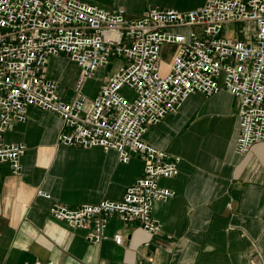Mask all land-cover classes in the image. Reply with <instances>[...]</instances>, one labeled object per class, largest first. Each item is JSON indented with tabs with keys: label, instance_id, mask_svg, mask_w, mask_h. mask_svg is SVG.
<instances>
[{
	"label": "built area",
	"instance_id": "2783aa9c",
	"mask_svg": "<svg viewBox=\"0 0 264 264\" xmlns=\"http://www.w3.org/2000/svg\"><path fill=\"white\" fill-rule=\"evenodd\" d=\"M238 23L253 27L235 29ZM168 45L176 52L163 72ZM62 54L80 68L71 101L45 75L49 58ZM113 59L118 69L95 96L86 95V81ZM222 89L237 99L235 150L246 154L264 142V0H206L186 11L151 6L136 16L82 0H0V162L22 171L26 145L6 143L2 135L12 122L25 121L30 107L60 117L58 145L115 150L122 163L144 161L142 176L119 201L74 208L53 202L52 216L87 231L94 244L106 238L114 216L149 233L160 230L153 205L175 195L160 181L178 175L182 159L146 143L144 134L192 94L209 97ZM38 195L52 199L41 190ZM114 239L122 244L123 236Z\"/></svg>",
	"mask_w": 264,
	"mask_h": 264
},
{
	"label": "crops",
	"instance_id": "0c3cea01",
	"mask_svg": "<svg viewBox=\"0 0 264 264\" xmlns=\"http://www.w3.org/2000/svg\"><path fill=\"white\" fill-rule=\"evenodd\" d=\"M82 1L121 6L136 16L151 6L186 11L206 0L186 8L175 3L189 0ZM117 62L98 69L84 93L95 96ZM45 75L59 82L66 101L73 99L80 68L68 55L49 58ZM61 125L55 113L30 107L27 119L12 122L2 135L6 143L25 144L26 152L18 174L0 162V264H264V142L246 154L236 152L238 104L229 91L192 94L144 134L146 143L182 159L179 174L160 181L175 195L154 203L152 216L160 225L155 233L114 216L106 238L94 244L87 231L52 216L53 202L74 208L121 200L144 169L141 158L122 163L115 150L58 145ZM40 190L52 199L39 196Z\"/></svg>",
	"mask_w": 264,
	"mask_h": 264
},
{
	"label": "rangeland",
	"instance_id": "374dc122",
	"mask_svg": "<svg viewBox=\"0 0 264 264\" xmlns=\"http://www.w3.org/2000/svg\"><path fill=\"white\" fill-rule=\"evenodd\" d=\"M172 1H178V0H162V4H169L170 2ZM194 3V0L193 2H190V0L187 2V1H183V3L181 2H176L175 4L181 8H186L185 6L187 5H190ZM235 29H251L253 27L252 24H247V23H238L236 24V27L233 26ZM176 52V46L174 45H168V46H164L163 49H162V53H161V58H162V65H163V72L167 71L169 69V67L171 66L172 64V60H173V55L175 54ZM117 59H113L110 66H109V69L112 68L114 65H117ZM108 69V71H109ZM126 91V90H125Z\"/></svg>",
	"mask_w": 264,
	"mask_h": 264
}]
</instances>
